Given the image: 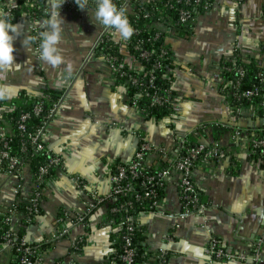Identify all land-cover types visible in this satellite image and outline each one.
<instances>
[{"label":"crops","instance_id":"crops-1","mask_svg":"<svg viewBox=\"0 0 264 264\" xmlns=\"http://www.w3.org/2000/svg\"><path fill=\"white\" fill-rule=\"evenodd\" d=\"M42 4L46 12L50 10V0ZM62 6L65 25L60 47L66 63L72 65L71 74L65 65L52 68L39 60L33 44L25 50L22 41L30 34L27 15L11 21L20 26L18 35L10 32L15 36V60L21 64L7 73L14 97L21 91L38 94L47 87L61 91L44 137L61 162L43 189L40 213L26 227L25 238L31 243L45 241L57 229L60 214L72 217L86 212L96 199L100 202L85 223L75 224L67 236L45 248L44 264L57 259L82 264L107 260L112 166L133 158L140 135L171 153L177 150L176 139L205 145L216 142L225 151L222 159L200 158L193 166V180L204 204L201 212L179 216V175L172 172L156 208L138 214L146 234L142 243L151 256L164 249L165 264H208L213 237L231 252H247L249 243L264 234V165L249 155L251 140L262 122L251 107H243L239 116L235 113L229 72L222 67L234 58H249L264 68V0H213L208 11L195 17L190 36L169 34L165 43L172 64L167 72L176 96L171 114L159 119L146 118L134 107L125 84L115 79L106 59L97 55L103 26L91 18L95 6L88 5L89 10ZM133 8L134 3L128 0L127 12ZM47 18L46 13L40 18L41 31ZM3 112L0 109V115ZM200 125H206L203 131L198 129ZM170 162L169 156L148 154L145 158L148 168L166 167ZM33 187L27 165L22 166L21 177L0 170V215ZM20 218L21 213L14 211L8 224L14 233ZM79 235L84 236V243L74 250L71 245ZM13 261V249L3 244L0 236V264ZM214 264L252 262L236 258Z\"/></svg>","mask_w":264,"mask_h":264},{"label":"built area","instance_id":"built-area-1","mask_svg":"<svg viewBox=\"0 0 264 264\" xmlns=\"http://www.w3.org/2000/svg\"><path fill=\"white\" fill-rule=\"evenodd\" d=\"M43 0H0V9H3L5 12L12 17V20L17 19L21 14L27 15L29 18V31L30 35L37 36L41 32L40 18L46 13L45 6L42 4ZM121 4L118 7L127 6L128 0H116ZM154 0H151L153 3ZM175 5H178L176 8V24H187L195 19V13L197 10L208 11L212 5L213 0H164L162 2L163 8H174ZM69 6H77L75 0H66L63 4V8ZM157 8L151 7L150 10L140 9L136 16L142 15L144 18H150L152 13L156 11ZM196 11V12H195ZM11 20V21H12ZM160 21V18H158ZM156 25L160 28H165L161 22H153L152 26ZM169 30V28H167ZM159 32V31H158ZM153 37V40L159 37V33ZM138 30L135 29L134 34H137ZM104 37L107 40L110 38L114 39V44L120 47V55L118 54H102L110 66L111 73L114 75L115 79L125 78V85L133 87H143L140 89L142 91V96L145 97L148 101L145 108H139V112L143 115L148 114V109L150 107L160 106L165 103L171 102L170 91H167L166 95H160L158 87L154 85L155 73L161 67V61L164 60L168 54V48L166 43L161 45V48L158 52V56L152 68L147 71V80L144 83V78H140L138 74L141 72L137 70V65L135 64L134 55L126 48L128 45V40H122L113 30H106L103 27V33L100 37L98 43L103 42ZM144 43V39L135 41L132 44V48L137 52L138 59L149 60L152 56V52L147 49H142L141 45ZM39 41L37 40L33 43L35 49L38 47ZM237 58H234L231 61V65H224L222 70L228 71L235 74L234 80L231 82V85L234 89H229L231 93V99L233 101V108L235 113L239 116L242 111V103L244 101H249L253 97L261 96V107L264 109V74L259 72V83L252 85L250 88H242L241 80L244 77L245 69L241 64L237 63ZM134 62V63H133ZM126 87V86H125ZM263 93V94H262ZM139 95V94H137ZM132 104L138 105L139 99L133 98ZM57 108V103L54 105L52 112L55 113ZM35 112L40 110V106L35 107ZM257 113V111L255 110ZM27 115L21 117L23 121ZM49 122H44L42 127L36 131L34 135H30V140L35 142L37 139L44 141L46 135L45 129H47ZM204 126V125H200ZM19 128L23 129V125H19ZM264 129V123L261 126L260 130ZM238 131L234 132V135L237 136ZM4 135L3 131L0 130V141L1 137ZM178 146L176 151L171 153V151L165 146L152 145L148 143L141 135L139 137L138 146L134 152L133 158L125 164H117L115 169L111 171L110 182L111 188L108 193V199L110 203L117 201L118 197H126L131 190V180L133 178L143 177L141 185L146 187V191L142 195H137L136 200L144 198H152L156 196V191L154 188H150L154 183L158 181H164L163 184H166L171 173L176 172L179 175L177 181V189L179 192V197L182 205V211L180 217L187 216L193 213H199L204 208V204L199 199V192L193 180V166L200 159H222L225 157V151L221 149L218 143L212 145H205L202 143L190 145L185 139H176ZM4 148H8L7 142L3 143ZM148 154L157 155L159 158L169 156L171 162L166 167L160 169L156 175H147L144 174L145 169V158ZM249 155L252 158L264 156V138L255 135L251 140V145L249 149ZM2 159H8L10 172L17 174L21 177L22 166L18 164V158L14 156H9L7 150H3L0 154V161ZM60 161L58 156H52L48 163L45 166L40 167L39 174L36 179H41V174L45 173L49 165H57ZM40 193L35 192L33 197L30 198L32 205L27 207L29 213L33 211V207L37 205L38 197ZM100 200L96 199L93 205H90L86 212L74 214V216L69 217L67 214H64L58 219V227L50 238H47L44 242L47 247L52 245L54 242L60 240L61 238L67 236L70 231V228L78 223H85L86 217L91 211V209L99 203ZM152 210L156 208L158 202H152ZM132 205L131 201H125L119 205H111L108 208L109 213H118L121 215V220L118 222L113 217L107 216L106 225L110 237L116 235V239L119 240V247L114 248L113 242L109 240L110 243V253L111 258L107 259V264H165L167 261V251L161 249L160 251L153 254L150 257L149 261L140 260L138 256V247L134 243V234L139 226L133 215H123L122 212H127L128 208ZM12 207L9 208L8 216L5 218V222L10 224L13 219L14 211ZM3 212V213H5ZM1 213V214H3ZM13 230L10 228L3 236V244L14 249L13 241ZM18 247L16 246V251L21 252L20 263L21 264H44L43 254L38 249V245H31L28 243L25 236L21 237L19 240ZM84 243V236H77L72 242V248L74 250H79ZM112 245V246H111ZM210 251V261L208 264H214L215 261L222 259H239L240 261H245L250 259L252 264H264V234L251 241L249 243V250L247 252H231L222 246L220 241L217 238H211L209 243ZM36 258H35V257ZM34 257V260H32ZM144 256H142L143 258ZM152 258V259H151ZM152 260V261H150ZM53 264H82V263H66L63 259H57Z\"/></svg>","mask_w":264,"mask_h":264},{"label":"trees","instance_id":"trees-1","mask_svg":"<svg viewBox=\"0 0 264 264\" xmlns=\"http://www.w3.org/2000/svg\"><path fill=\"white\" fill-rule=\"evenodd\" d=\"M134 3V8L131 11L127 12L129 21L134 28V30H138L137 34H133V36L128 40L127 49L130 51L131 54L134 55V61L137 65V70L141 69L138 76L140 78H144V83L147 80V71L148 69L152 68L154 65L156 58L158 56V52L161 48V45L165 43L166 38L169 36L171 32H174L175 34L179 36H190L193 31V23L194 20L187 23V24H176V8L178 5H175L174 8H163L162 2L164 0H154L153 3L151 0H147L145 2H141L139 0H130ZM114 3L116 5H120L121 3L119 1L114 0ZM93 7L95 6V0H89V4ZM156 7L157 10L152 13L150 18H144L142 15L136 16V13L140 9L150 10L151 7ZM196 12V11H195ZM202 10H197L195 13V17L198 14L203 13ZM158 18H160V21H158ZM153 22H161L165 28L157 27L156 25L152 26ZM169 28V30H167ZM159 31V32H158ZM159 33V37L155 40H153V37L156 35V33ZM144 39V43L141 45L142 49H147L152 52V56L149 60H143L138 59L137 52L133 50L132 44L135 43V41ZM169 54L168 56L161 61L162 65L161 67L156 71L155 73V80L154 85L158 87V91L160 95H166L167 91H170V97L171 102L165 103L160 106L150 107L148 109V114L144 115L146 118L154 117L156 119H159L161 117L170 115L173 109V103L175 100L176 93L171 87V78L170 75L167 72V69L169 67L171 62V55H170V49L167 46ZM96 52L97 55H108V54H118L120 55V47L114 44V39L110 38L109 40L104 37L103 42H100L96 46ZM133 62V63H134ZM238 64H241L245 69L244 77L241 80V87L242 88H250L252 85L259 83V77L258 73L261 72L264 74V68L260 67L258 62L255 59H238ZM227 65H231V62L226 63ZM229 89H234L231 85V82L234 80L235 74L229 72ZM117 81L119 83L125 84V78H117ZM126 86V89H128V94L130 97V101H132L133 98L139 99L138 105H135L137 109L139 108H145L147 106V99L142 96V91L140 89H143V87H133V86ZM139 94V95H137ZM263 94V93H262ZM61 97V91L54 90L52 88H45L38 94H29L25 91H21L18 93V95L10 100H4L0 101V109H4V112L0 115V130L3 131L4 135L1 137L0 141V154L3 150H7L9 156H14L18 158V164L21 166L27 165L29 167V171L31 172L33 179H34V187L31 190V192L26 197H21L18 200L15 201L13 204L12 210L18 211L21 213L20 218V227L16 233L13 234V241H14V261L13 264H21L20 263V257L21 252L16 251V246L19 245V240L21 237L25 236L26 227L30 224H32L37 215L40 213V202L43 199V189L45 188L48 180L52 177L54 169L60 164L61 157L55 154L44 141H41L40 139H37L35 142H32L30 140V135H34L40 127H42L44 122H50L52 117L54 116V113L52 112V109L56 103H58L59 98ZM261 101H262V95L253 97L249 101H244L242 103L243 107H251L252 109L257 111V116L259 118V121L264 123V109L261 107ZM132 103V102H131ZM39 105L40 110L38 112H35V107ZM27 115V117L21 121V117L23 115ZM23 125V129L19 128V125ZM206 125L203 127H199L200 131H203ZM261 129V128H260ZM256 130V133L258 136L264 138V129L263 130ZM46 131V129H45ZM202 136L206 137V133H202ZM7 142L8 148H4L3 143ZM192 144H198V143H189ZM52 156H58L60 158L59 163L56 165H49L47 167V170L45 173L41 174V179L37 180L36 177L39 174V169L42 166H45L49 159ZM253 159L258 160L261 162L262 165H264V156L261 157H254ZM165 162V161H164ZM117 164H125L122 162H116L112 166V171L115 169ZM164 168V167H162ZM159 168H146L144 174L147 175H156L157 172L162 169ZM0 170L2 172L9 173V161L8 159H2L0 161ZM143 177L133 178L131 180V190L129 191V194L126 197H118L117 201L114 203H109V207L111 205L116 206L119 205L125 201H131L132 205L128 208L127 212H122V216L124 215H133L135 220L138 224L137 216L140 212L145 210H152V202H158L165 193L166 184L162 185V182L164 181H158L157 183H154L150 188H154L156 191V196L152 198H144L140 200H136L137 195H142L146 191V187H143L141 185ZM35 192H39L40 195L38 197L37 205L33 207V211L30 214L27 207L32 205V202H30V198L33 197ZM199 199L200 192H199ZM8 212L3 213L0 215V236L3 240V236L5 233L10 229V226L8 223L5 222V218L8 216ZM63 216V214H60L57 218V225H58V219ZM110 217H113L115 220L120 222L121 215L118 213H109ZM145 230L142 226H137V229L134 234V243L138 247V256L137 258L140 260H146L149 261L151 257V252L147 251L145 246L143 245V241L145 239ZM110 241L113 242V247L118 248L119 247V240L116 239V235H112L110 237ZM29 244L38 245L39 251L43 252L45 248L47 247L46 243L44 241L39 243H31ZM111 245V246H112ZM142 256H144L142 258ZM35 257V256H34ZM34 257H32L34 260ZM36 258V257H35ZM111 258V255L108 256L107 259ZM107 261V260H106ZM104 263H98V264H107V262Z\"/></svg>","mask_w":264,"mask_h":264},{"label":"clouds","instance_id":"clouds-1","mask_svg":"<svg viewBox=\"0 0 264 264\" xmlns=\"http://www.w3.org/2000/svg\"><path fill=\"white\" fill-rule=\"evenodd\" d=\"M65 2L66 0H50V10L46 12L48 18L42 22L45 30L39 32L37 36L26 35L22 44L28 51L38 40L39 44L35 49L38 59L52 68L65 65L71 74L72 65L66 63L63 49L60 47L65 25L60 10ZM75 3L81 10H89V0H75ZM91 18L95 24L102 25L106 30H113L122 40L127 41L134 34L135 30L129 21L127 9L123 6L118 7L114 0H95ZM11 20L12 17L0 9V101L14 97V85L7 82V73L18 70L21 65L16 62L14 56L15 36L10 34L11 32L18 35L20 26L12 23Z\"/></svg>","mask_w":264,"mask_h":264}]
</instances>
